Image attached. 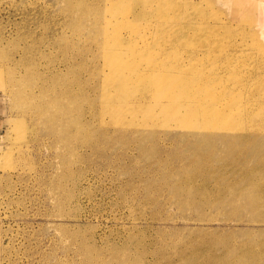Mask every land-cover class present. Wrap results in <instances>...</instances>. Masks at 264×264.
I'll return each mask as SVG.
<instances>
[{
	"label": "rangeland",
	"instance_id": "obj_1",
	"mask_svg": "<svg viewBox=\"0 0 264 264\" xmlns=\"http://www.w3.org/2000/svg\"><path fill=\"white\" fill-rule=\"evenodd\" d=\"M62 1L0 0V54L3 56L0 60V111L3 116L0 130V264H186V259L203 264L206 257H220L226 253H232L237 259H257L264 264V209L253 210L242 205L230 208L214 203L182 205L180 202L186 196L175 193L176 181L170 179L177 175L176 169L181 165L182 153L178 152L176 143L171 144L163 137L158 148L148 145L146 150L142 149L136 142L125 141L127 137L143 135L144 131L146 134L151 127L134 130L132 125H128L127 133L116 134L113 138L115 120L138 124L145 120V115L136 109L134 112L120 111L118 116L117 112L100 108L95 83L103 74L98 71L103 60L92 56V47L87 48L86 53L84 50L78 53L77 48L87 47L88 42L83 36L73 37L72 28L66 24L69 16L64 13V7L67 6ZM213 5L219 10L218 15L229 17L234 28L256 29L255 23L253 26L239 24L237 18L231 16L230 6L235 5L232 0H214ZM24 36L25 42L21 40ZM238 41L224 45L223 50L221 45H210L197 56L205 75L215 78L217 74L225 75L226 86L228 84L233 93L239 94L241 101L264 87V77L255 76L256 72L264 73L258 70L262 69L264 53L247 40ZM145 53L141 51L137 56ZM179 55L187 60L184 51ZM74 77L92 79L89 91L85 92L97 98L93 111L101 117L90 118L91 103L84 97L78 94L68 97L66 84L73 91L78 87L73 82ZM17 80L22 82L17 83ZM226 86H217V89L227 90ZM33 92L34 99L29 101L28 95ZM67 106L72 108V113ZM80 110L85 111L83 118H90L94 134L98 133L99 120H102L106 135L89 136L90 142L84 141L87 144L81 142L79 136H63L66 129L74 132V119ZM158 119L159 116H152L150 120ZM61 121L64 122L61 124ZM154 127L159 134H170ZM176 131L171 130L172 133ZM176 134L181 137V133ZM151 138L145 140L150 143ZM193 139V136L189 138ZM106 140L109 142L104 145ZM247 154L242 153L246 157ZM262 156L264 161V152ZM227 157L231 160L232 155ZM225 163L217 161L216 165ZM251 167L262 165L251 164ZM226 171L228 173L209 174L212 179L219 178L211 182V186L241 190L243 185L240 187L233 182L246 173L232 166H226ZM247 191L241 197L243 201L249 195L248 188ZM232 197L224 194L220 200L226 203Z\"/></svg>",
	"mask_w": 264,
	"mask_h": 264
},
{
	"label": "bare ground",
	"instance_id": "obj_2",
	"mask_svg": "<svg viewBox=\"0 0 264 264\" xmlns=\"http://www.w3.org/2000/svg\"><path fill=\"white\" fill-rule=\"evenodd\" d=\"M63 1H65L67 6L64 7L66 8L64 13H67L69 16V18L67 17L69 20L66 24L72 28L73 37L83 36L84 40H86L85 42H88L87 47L77 48L78 53L92 47L93 49H90L94 53L92 56L101 57L103 60L102 67H99V69L97 68L98 71H101L103 74L99 82L95 83L99 91L97 102H99L100 108L111 113L117 112L118 116L120 111L134 112L136 109L138 111L140 110L141 113L145 115V120H142V123L138 122V124H126L122 121L115 120L113 138L116 134L123 135V133H127L129 131V129H127L129 128L128 125H132L134 130L135 128H144L143 130H146L151 127L146 134L144 131V134L142 133L143 135L138 137L132 136L131 138L127 137V141H125L136 142L142 149H145L148 145H150L152 149L158 148L163 137L169 140L171 144L176 143L178 152L182 153L180 159L181 165L178 170L175 167L177 175L170 177V179L173 178L176 181L174 185L175 193L178 192L177 195L179 196H186V199L180 202L182 205L189 206L193 204L192 206H196L198 204L214 203L223 207L229 206L230 208H236L242 205L243 207L246 206L253 210L264 209V161L262 160L264 142L259 144L260 146L257 145L259 141H264V122H261L264 120V87L260 88L261 90L258 92L254 91L249 98L246 97L248 100L241 97L243 100L240 101V95L233 93L228 84L226 86L227 80L225 75L217 74L216 78L205 75L206 72L204 73L202 70L200 66L201 61L197 56L198 53L207 51L210 45H221L220 49L223 50L224 45L228 43L232 45V42L235 43V41L238 40V43L247 40L255 46L257 51L264 53V0H246L240 2L232 0L235 5L230 6L229 12L231 16L237 18L239 24H249L253 26L255 23V25H257L256 29L252 30H247L245 26L240 27V29L234 28L230 24L228 16L222 14L218 15L220 12L214 9V0ZM208 7H210L211 10L207 9ZM84 30L86 31L84 32ZM24 38L25 36L22 39L20 37L23 41ZM18 44L20 43L18 42ZM91 44H94V46H91ZM52 49H55L54 46ZM17 51L18 50H16V52ZM51 51L52 50L49 52L51 53ZM141 51H145L146 53L143 56H137ZM183 51L187 60H182V55H179V53L181 54ZM24 53L26 54L27 52ZM44 53H46V51ZM84 53H86V51ZM171 55H175V57L171 58ZM177 55L180 57H177ZM2 59L3 56L0 54V60ZM231 63L233 65V62ZM257 65L259 64L257 63ZM261 68L262 69L258 70H263L264 72V63L261 65ZM98 71L97 73L99 75ZM240 71L242 70L240 69ZM13 73L15 74V72ZM96 74L94 76H97ZM252 74L253 73H251V75ZM52 76H54V74ZM255 76L259 79V77H264V73L256 72ZM36 77H38V75H36ZM23 78L22 80H24ZM74 78L76 79H73V82L78 86L74 91L69 89V86L64 81L66 84L65 90L69 91L68 97H76V94L84 97V99L91 103L89 104L90 109L88 111L90 118H97L100 116L99 113L96 114L95 111H93L97 98L95 99L85 92L89 91L88 88L91 87L90 82L92 79L86 78L82 80V78ZM28 79L26 80L28 81ZM19 81L20 80H17V83L22 82ZM70 81H72V79ZM223 85L228 89H217V86ZM22 87L24 89L23 84ZM33 89L34 87L32 90ZM43 90H46V88ZM243 90L245 91L246 89ZM34 92L28 95L29 101L34 99ZM41 96L40 98H43V94ZM23 97H25V95ZM58 98L60 97L58 96ZM38 100L39 99H37V101ZM52 101L56 100L53 99ZM24 104L26 103L24 102ZM80 106L82 107L81 104ZM62 107L61 110H63ZM68 107L69 106H67V109ZM71 109H68L70 110L69 112H71ZM84 112L83 110L77 112L78 114L74 119V132L71 128L72 131L66 129L64 133H62L63 136H79L81 142L87 141L88 143L90 142L88 139L89 136L92 138V135H106L102 120H99L98 133L94 134L92 132L90 129V118H83L85 115ZM152 116H159V119L157 121H151L150 119ZM68 117V119L71 118L70 116ZM63 118L64 117L61 119ZM245 121L253 123L254 126H250L247 124L248 122ZM62 122L64 121H61V124ZM68 123L70 122L68 121ZM154 126H156V128H162L170 134L168 136L162 135L161 133L159 134ZM107 129L109 128L107 127ZM174 129L177 131L172 133L171 130ZM176 133H181V137H179L180 134L176 136ZM174 136L176 138H173ZM191 136L194 137L192 141L189 140ZM86 137L87 140H85ZM149 137L153 138H151L152 141L150 143L145 140L146 138L148 140ZM108 142L109 141L106 140L104 145ZM243 152L248 153L247 157L242 155ZM231 155V160L227 159V156ZM217 161L226 163L223 165H216ZM251 164H259L262 165V167L252 168ZM226 166H232L234 169L246 173L244 177L242 175L236 182H233L234 185H239L240 187L242 184L243 188L241 190L238 191V189L233 187L229 189L221 188V186L216 188L211 186V182L219 178L214 177L212 179L208 175L220 171L228 173L226 171ZM247 188L250 192L248 197L243 201L241 197L244 192H248ZM222 194H231L233 197L225 203V201L220 200L223 196ZM231 254L232 253H226L220 257H206L203 264H260L257 259H253L252 261H248L244 257L237 259V257L234 258V255L232 256ZM185 261H187L186 264H194L190 259H186Z\"/></svg>",
	"mask_w": 264,
	"mask_h": 264
},
{
	"label": "crops",
	"instance_id": "obj_3",
	"mask_svg": "<svg viewBox=\"0 0 264 264\" xmlns=\"http://www.w3.org/2000/svg\"><path fill=\"white\" fill-rule=\"evenodd\" d=\"M2 124H3V116L1 115V111H0V130L2 129L1 128L2 127Z\"/></svg>",
	"mask_w": 264,
	"mask_h": 264
}]
</instances>
